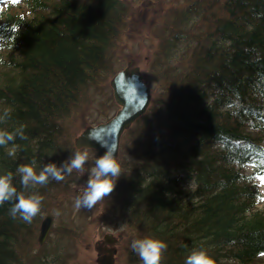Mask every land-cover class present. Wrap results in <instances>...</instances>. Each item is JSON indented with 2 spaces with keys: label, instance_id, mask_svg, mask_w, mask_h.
Masks as SVG:
<instances>
[{
  "label": "trees",
  "instance_id": "trees-1",
  "mask_svg": "<svg viewBox=\"0 0 264 264\" xmlns=\"http://www.w3.org/2000/svg\"><path fill=\"white\" fill-rule=\"evenodd\" d=\"M213 1L220 7L208 18L212 29L193 41L197 48L183 69L170 65L171 72L161 73L154 66L153 82L160 80L163 90L129 132L132 163L120 160L121 177L110 197L138 226L134 239L154 236L168 244L162 264H184L201 247L216 264H261L264 258V207H256L259 195L247 170L253 158V170L264 166V119L256 123L264 109V0ZM24 2L26 12L0 15V116L9 113L0 128L23 125L26 136L0 146V173H15L33 159L37 171L47 163L59 166L73 152V146L54 142L58 121L105 67L128 12L125 0ZM192 2L176 12L173 24L196 23L206 7ZM171 37L160 45L156 65H169L183 30ZM219 132L244 139L248 151L226 159L233 150L227 145L224 156L212 157L204 143ZM250 151L257 155L249 157ZM93 164L89 156L85 169ZM77 173L29 191L44 197L43 207L49 188L85 184ZM10 208V202L0 206V264H53L31 249L41 211L29 223L13 218ZM129 257L142 264L133 250Z\"/></svg>",
  "mask_w": 264,
  "mask_h": 264
},
{
  "label": "rangeland",
  "instance_id": "rangeland-1",
  "mask_svg": "<svg viewBox=\"0 0 264 264\" xmlns=\"http://www.w3.org/2000/svg\"><path fill=\"white\" fill-rule=\"evenodd\" d=\"M19 1L0 0V9L10 2H15L13 11L26 12L25 5L17 6ZM54 1L45 0L48 4ZM192 1L194 0H125L128 12L122 24H119L105 67L93 75L78 97L77 104L68 111L64 119L59 120V133H55L54 142L74 147V139L86 126L105 122L115 114L118 107L113 100L109 82L112 75L119 70L126 67H138L149 77L145 78V81L152 88V96L162 92L163 89L159 86L160 80L153 82L156 75L154 66L158 67L161 73H169L171 70L168 69V72L167 67L181 65V71L184 62L197 48L193 41L197 37H203L208 30L212 29L210 26L212 20L208 18L215 15L220 7L213 0H202L206 8L195 15L196 23L184 28L173 24L176 12H181L186 5L193 3ZM195 1L202 4L201 0ZM179 30H183L184 37L181 41L175 42L177 48L172 52L173 57L170 58L169 65H156L154 62L158 59V53L162 52L160 45L168 37L171 40V36ZM129 146V131H127L122 140V159L127 161L126 166L130 165L133 159ZM76 150L74 147L71 154H74ZM89 156H93L94 161L97 158L93 150H90ZM93 166L94 164L90 169ZM90 169H85L86 174L77 173L76 179L79 182L84 180L86 184ZM257 181L258 189L264 193V183L261 182L260 177ZM79 184L81 183L70 184V189L67 190L62 189L63 187L46 190L45 196L49 201L41 208L42 213L39 219L48 214L52 217V222L49 236L41 246L43 251L40 253L42 257L39 255L40 258H47L49 262H54L53 264H97L98 243L103 242L106 234H111L115 240L113 247L117 251L114 258L115 264H133L129 257L131 254L129 239L140 235L138 226L127 220L126 210L118 209L114 203H110V197L113 195L91 210L77 208L75 198L82 194L85 187V184ZM261 264H264V258Z\"/></svg>",
  "mask_w": 264,
  "mask_h": 264
},
{
  "label": "clouds",
  "instance_id": "clouds-1",
  "mask_svg": "<svg viewBox=\"0 0 264 264\" xmlns=\"http://www.w3.org/2000/svg\"><path fill=\"white\" fill-rule=\"evenodd\" d=\"M4 62V58L0 57V65ZM8 115L9 113L5 111L4 115L0 116V123H3ZM23 127L22 125L14 131L0 128V146H7L17 137L26 139ZM114 153L115 150L110 149L95 159L82 194L75 198L77 208L91 210L113 193L121 177V163ZM8 154L14 155L15 153L9 152ZM88 160V150L78 148L59 166L56 163H47L37 171L35 167L37 162L33 159L29 164L18 166L15 173L12 171L0 173V206L5 202H10L9 214L13 218L19 216L21 220L30 223L40 213L44 197L36 191L29 190L37 185H46L50 180L63 181L65 174L70 175L74 170L83 173ZM17 177L19 178V189L15 186ZM130 247L142 264H162L168 244L160 238L144 236L133 239ZM184 264H216V261L207 249L201 247L194 248L185 258Z\"/></svg>",
  "mask_w": 264,
  "mask_h": 264
},
{
  "label": "water",
  "instance_id": "water-1",
  "mask_svg": "<svg viewBox=\"0 0 264 264\" xmlns=\"http://www.w3.org/2000/svg\"><path fill=\"white\" fill-rule=\"evenodd\" d=\"M114 101L120 105L115 116L104 124L86 128L75 140L76 148H89L96 151V155H103L105 151H118V143L122 131L146 109L150 100L148 87L143 83L138 68L125 69L114 75L110 82ZM51 228V219L46 216L39 228L38 242L42 243ZM107 240V241H106ZM107 243L111 237H105ZM99 258L98 264H113L112 251Z\"/></svg>",
  "mask_w": 264,
  "mask_h": 264
},
{
  "label": "flooded vegetation",
  "instance_id": "flooded-vegetation-1",
  "mask_svg": "<svg viewBox=\"0 0 264 264\" xmlns=\"http://www.w3.org/2000/svg\"><path fill=\"white\" fill-rule=\"evenodd\" d=\"M104 246H105V245L103 244V242H99V243H98V247H97V252L100 253V252L102 251V249L104 248Z\"/></svg>",
  "mask_w": 264,
  "mask_h": 264
},
{
  "label": "snow or ice",
  "instance_id": "snow-or-ice-1",
  "mask_svg": "<svg viewBox=\"0 0 264 264\" xmlns=\"http://www.w3.org/2000/svg\"><path fill=\"white\" fill-rule=\"evenodd\" d=\"M260 179H261V182L264 183V176H261Z\"/></svg>",
  "mask_w": 264,
  "mask_h": 264
}]
</instances>
